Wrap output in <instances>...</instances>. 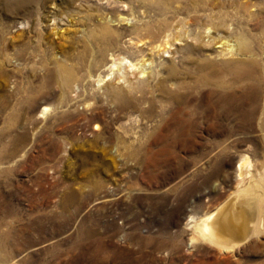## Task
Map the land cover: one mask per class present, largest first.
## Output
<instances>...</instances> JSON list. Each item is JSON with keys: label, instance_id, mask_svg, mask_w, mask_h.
<instances>
[{"label": "rangeland", "instance_id": "1", "mask_svg": "<svg viewBox=\"0 0 264 264\" xmlns=\"http://www.w3.org/2000/svg\"><path fill=\"white\" fill-rule=\"evenodd\" d=\"M168 8L155 0H0V264H264L260 245L223 252L192 243L186 228L191 215L234 192L238 155L264 160L257 124L163 136L166 101L155 76L175 64L176 80L193 83L187 71L197 53L183 48L180 62L163 47L149 51L153 77L138 90L124 87V98L112 78L95 81L109 73L111 52L136 61L138 48L161 42ZM104 26L110 43L94 38ZM230 31L219 35L258 33L244 24Z\"/></svg>", "mask_w": 264, "mask_h": 264}, {"label": "bare ground", "instance_id": "2", "mask_svg": "<svg viewBox=\"0 0 264 264\" xmlns=\"http://www.w3.org/2000/svg\"><path fill=\"white\" fill-rule=\"evenodd\" d=\"M155 1L169 6V15L160 24L163 40L151 41L150 48H138L136 61L121 56L120 50L111 52V61L107 64L109 73L105 78L95 79L97 86L102 87L112 78L113 84L119 87L118 96L124 98L128 92L124 87L129 91L138 90L139 80L146 78L149 82L153 77L148 65L154 59L149 51L163 47L166 53L178 55V61L184 62L182 49L187 48L197 53L191 59L195 68L187 71L193 83L176 80L175 64L165 77L155 76L162 101H166L158 114L165 130L163 136L176 141L191 139L201 126L217 136L219 128L228 123L240 127L257 124L264 132V0ZM182 13L187 16L179 18ZM243 24L258 30L257 35L252 39L246 34L234 39L219 35ZM94 38L110 43L114 39L113 31L104 26L100 33H94ZM47 110L45 106L42 115ZM237 158L234 192L213 211L203 216L191 215L186 221L192 243L201 239L230 253H237L242 246L250 244L264 247V160L253 165L245 153Z\"/></svg>", "mask_w": 264, "mask_h": 264}]
</instances>
